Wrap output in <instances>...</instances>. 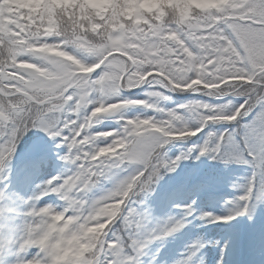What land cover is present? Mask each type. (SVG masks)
I'll return each mask as SVG.
<instances>
[{"label":"snow or ice","instance_id":"obj_1","mask_svg":"<svg viewBox=\"0 0 264 264\" xmlns=\"http://www.w3.org/2000/svg\"><path fill=\"white\" fill-rule=\"evenodd\" d=\"M240 25L245 28L242 30ZM5 37L16 42L17 46L9 50L8 59L0 61V178L6 173L21 138L31 129H40L49 137L58 138L67 145L68 152L61 159L72 165L67 174L52 176L39 185L34 199L41 200L47 195L56 194L65 201L75 198L81 203L83 199L92 203L89 197L94 189L93 182L104 176L111 178L114 169L127 163L135 162L139 165L132 175L118 181V195H111L107 191L100 196L101 204L122 203L120 214L105 228V234L97 245V264H140L139 257L151 242L164 239L184 227L185 219L170 218L159 231L147 230L143 222L144 214L133 206V198L151 191V181L156 178L157 169L173 172L181 159L188 158L185 153L170 158L165 150L171 140L185 138L178 134H165L180 131L182 111L198 110L202 114L195 126L199 131H195L194 136L215 122L207 119V116L217 111L216 108L203 106L200 101L176 109H165L155 104L149 107L145 99L122 96L124 90L147 85L151 89L147 97L167 100V92L173 84H188L196 78L197 71L214 72L225 57H230L226 62L247 68V72L228 75L247 77L251 74V83L245 86L257 90L250 94L251 101H255L254 105L250 101L234 120L221 121L236 122V128H227L222 132L209 131L204 143L193 146V149L198 151L199 156L237 161L254 169L244 193L239 196L234 214L213 217L216 221L226 222L248 213L251 202L257 198L258 188L260 194L264 195V97L258 96V90L264 88V59H261L264 56V0H248L244 19H210L204 26L178 30L175 38H169L163 32L141 34L130 40L137 47L120 52L107 49L103 55L96 57L93 64L82 59V56L93 54L91 49L84 47L77 59L89 69L87 72L78 71L75 65L61 68L44 64L34 57L27 58V64L34 67L25 66L23 61L27 54H21L17 49L20 47L18 42L28 39V33L21 31L15 24H9L7 32H0V41ZM125 52L133 59H129ZM161 58L166 66L162 64ZM134 61H152L148 64L152 74L147 81H140ZM162 66L163 75L160 74ZM185 73L188 79H183ZM208 79L212 81L211 76ZM109 81L114 85L111 89V102L127 105L121 111L126 112L130 106L143 105L165 116L161 119L157 116L120 117L115 114L122 126L119 129L100 131L103 135L96 140L99 146L94 149L93 141L97 133L94 131V121L97 117L92 115V109L100 107L101 97ZM212 82L219 84L220 80ZM249 116L252 119L240 127L239 122ZM109 137L111 139L107 143L100 144L102 139L107 140ZM105 144L111 145L114 154L97 155L100 147ZM36 152L38 155L42 152L39 144ZM142 186L147 190L146 193L140 191ZM185 207L186 215H192L191 205ZM204 215L212 216L211 213ZM108 219L105 216L101 222ZM118 222L123 223L126 234L115 231ZM138 230H143L142 238L135 234ZM195 255L196 251L192 250L177 264H190Z\"/></svg>","mask_w":264,"mask_h":264},{"label":"clouds","instance_id":"obj_2","mask_svg":"<svg viewBox=\"0 0 264 264\" xmlns=\"http://www.w3.org/2000/svg\"><path fill=\"white\" fill-rule=\"evenodd\" d=\"M247 3L248 0H0V32H7L8 25L15 24L21 31L28 33V39L18 42L20 47L17 49L21 54H27L23 61L25 66L34 67L27 64V58L34 57L44 64L61 68L75 65L78 71L87 72L89 69L77 59L84 47L91 49L93 54L87 56L88 58L82 56V59L93 64L96 57L103 55L107 49L120 52L137 47L130 40L140 37L141 34L163 32L169 38H175L178 30L204 26L210 19H244ZM239 27L242 30L245 28L243 25ZM16 46V42H11L8 37L0 41V61L8 59L7 53ZM124 54L133 59L129 53ZM228 60L230 57H225L214 72L197 71L195 79H191L186 85L173 84L170 91L177 92L178 88L184 89L182 91L191 89L207 97L222 100L221 103L203 102V106L217 109L207 119L215 122L234 120L241 115L244 105L250 103V94L257 90L245 86L251 83V74L247 77L228 75L247 72V68L234 62H226ZM161 62L166 66L163 58ZM134 63L137 65L136 74L140 81H147L152 74L148 68L152 61ZM160 74L163 75V66ZM209 76L212 81L220 80V83L209 81ZM183 79H188L187 73ZM113 86L112 81L107 82L100 107L92 109V115L97 117L95 124H100L109 115H126V112L121 111L127 107L126 104L111 102ZM258 96L264 97V88L258 90ZM236 98H242V102L237 103ZM162 100L161 97L148 96L144 102L151 107L153 104L160 105ZM251 103L254 105L255 101ZM193 113L199 122L202 114L198 110ZM180 123L181 129L178 133L165 134L191 137L195 135V131H199L195 126L190 127L184 117ZM102 135L100 132L95 133L94 149L99 146L96 140ZM100 144L103 143L100 141ZM110 152L114 154V149L105 144L100 147L97 155H108ZM162 175V170L157 169L156 178L151 184L158 183ZM100 182L101 178H98L93 182L92 188H96ZM92 188L89 189L90 192ZM119 188L117 183L108 190L109 194L118 195ZM140 191L146 193L147 190L142 186ZM100 198L89 197L92 203L81 198V203L75 198L65 201L61 197L63 204L54 205L41 204L39 199L28 197L24 201L26 211L20 214L13 233L0 236V262L97 264V245L105 234V228L120 214L122 203L101 204ZM2 214L3 210H0V215ZM105 216L109 219L101 222ZM9 256L12 258L8 259Z\"/></svg>","mask_w":264,"mask_h":264},{"label":"rangeland","instance_id":"obj_3","mask_svg":"<svg viewBox=\"0 0 264 264\" xmlns=\"http://www.w3.org/2000/svg\"><path fill=\"white\" fill-rule=\"evenodd\" d=\"M195 93L199 92H194L192 90L186 92V94ZM121 94L126 97L124 92ZM197 101L213 103L203 99H194L193 103ZM166 102L167 100H162L160 104L161 107L165 109H176L178 106L193 104L184 103L182 105L167 106ZM221 102L223 101L217 100L215 103ZM130 114H134L132 117L138 115L157 116L161 119L165 116L164 113H158L143 105L130 106L126 110V115L130 116ZM182 115L189 126L193 119L197 120L193 112L183 110ZM251 119L252 116H249L247 121L242 120L241 126ZM223 123L225 122H213L211 125L214 126L215 124ZM121 126L122 122L116 115H109L107 119L94 126V131L100 132L119 129ZM209 131L222 132L223 128L219 125L217 127H210L205 131L206 134H204L202 140L199 142L195 140L188 142L187 139L190 137L171 140L169 144L165 146L168 157L174 159L182 153H185L188 158L181 159L178 167L173 172L162 169V178L158 183L152 186V190L146 194H141L133 198V206L137 207L138 211L144 214L143 222L147 230L156 229L159 231L169 221L170 216H173L174 219H185V225L182 229L164 239L153 241L148 245L151 249L155 250V253L160 250L165 251V249H168L173 255L176 249L170 244L171 241H176L177 246H179L181 242L185 243L186 250L176 255V261L185 258L190 254V251L195 250L196 253H208L209 258H207V262H203V264L216 262L218 260V255L221 253V248H224V240L218 243L216 236L218 234V236H220V233H224V229H231V231L235 232V225H243L247 229L246 235H249V237L253 235L259 236V238L264 237V195L260 194L259 188L257 191V198L251 202L248 213L238 215L235 219L226 222L213 219V217L216 216L234 214L238 207L239 196L244 193L246 185L253 175L254 169L250 165L237 161L213 160L207 155L199 156L198 151L194 150L193 146L202 145L204 140L207 139V133ZM35 133H37L36 136L29 139L26 146L22 149H16L15 155L8 167L11 168L12 165L15 166L23 162V158H27L28 155L31 154V152H29L31 148L33 152L28 158L33 160L31 163H35L34 169L29 171L27 163L20 165V172L22 175L19 182L12 187L5 184L6 188H4V193L0 194V205L6 204L11 207L14 216L16 215L18 217L26 211L27 206L24 204V201L27 200L28 197L37 194L39 185L52 176L67 174L72 168L69 162L61 159V157L68 152L67 145H64L58 138L53 139L49 137L40 129H35ZM110 139V137L107 138V140L102 139L101 142L107 143ZM37 144H39L42 149L39 155L36 152ZM197 156H199V158H197ZM41 163L48 165L49 168L43 171L38 170L37 165ZM138 167L139 165L137 163L130 162L120 168L114 169V174H110L111 178H101L100 184L93 189L92 193H90V197L96 198L104 195L109 189L113 188L120 179L132 175ZM10 171L11 169L9 172ZM3 179L4 176L0 178V183ZM178 192L184 193L186 196H178ZM53 196H56V194ZM46 198L47 197H43L40 203H52L54 205L63 204V201L56 200L55 197L52 201ZM205 199L211 201L206 203ZM187 205H191L193 210L190 216L186 215L187 208L185 206ZM173 211H175L176 214H174ZM205 213H211L212 216H205ZM239 216L242 218H238ZM232 222H235L233 227ZM119 223L124 227L122 222ZM186 231L188 233H186ZM135 234L142 238L144 232L143 230H138ZM247 236L243 238L246 239V242ZM189 239H192V241ZM263 241L264 240L258 245H253L255 246L254 249H252V245L250 244V252L246 251L247 254L237 259L236 264L243 263V259L245 261L247 260L249 264H264ZM219 245L220 248H218ZM252 250L254 252L253 256ZM164 255L168 256L169 253H164ZM157 261V264L167 263L163 257ZM193 261L194 258L192 257L190 264H195ZM0 264H2V262H0Z\"/></svg>","mask_w":264,"mask_h":264},{"label":"bare ground","instance_id":"obj_4","mask_svg":"<svg viewBox=\"0 0 264 264\" xmlns=\"http://www.w3.org/2000/svg\"><path fill=\"white\" fill-rule=\"evenodd\" d=\"M33 146V145H32ZM31 154L28 155V157L30 155H32L33 150L30 151ZM23 158V162L19 163L18 165L15 166H11V168H8V170L6 171V173L4 174V179L2 180V182L0 183V194L4 193V188L5 184L9 185L10 187L16 185L20 178L22 173L20 172V165L27 163L28 164V168L29 171L33 170L35 167V163L30 160V158ZM35 159V158H34ZM38 170H46L48 169V165H44L43 163H41L40 165H37ZM11 169V171L9 172V170ZM190 194V193H189ZM55 194H50L47 195L45 197H47L46 199L48 200H53L54 197L56 198V200H60L59 197L53 196ZM178 196H186L184 193H177ZM206 200V199H205ZM211 200H206V203L210 202ZM0 209H3V214L0 215V236H4V235H11L14 231V227L15 224L19 222V217L18 216H14V212L12 210L11 207L7 206L6 204H1L0 205ZM172 213V212H171ZM174 214L175 211H173ZM172 213V214H173ZM171 219H174L173 216H170ZM169 218V219H170ZM238 218H242L241 216H239ZM235 224V222H232V227ZM236 226V231H231L224 229V233H220V236H216V239L218 240V243H220L221 241L223 242L224 240V248L222 247L221 249V253L218 255L217 257V261L210 263L208 262L207 264H236V260L241 258L242 255L247 254L246 251L250 252V248L249 246L252 245V249L255 248V246L253 245H258L259 243H262V240H264V237L259 238V236L253 235L252 237H249V235L247 236V229L243 226V225H235ZM186 233H188L186 231ZM247 236V242L246 239H243ZM257 239V241H256ZM190 240V239H189ZM192 241V239L190 240ZM256 241V242H255ZM264 242V241H263ZM175 249V254L172 255V253L169 252L168 249H165V251L160 250L159 252L155 253L154 249H151L150 246H148L147 248H145L143 250L142 255L139 257L140 259V264H157V260H160L161 257H163L165 259V262H167L166 264H177V254L180 252H185L186 250V244L181 242L179 246H177V242L176 241H171L170 243ZM251 244V245H250ZM223 245V243H222ZM188 247V244H187ZM218 248H220V245L218 246ZM184 250V251H183ZM32 252H35V249L32 250ZM169 253L168 256L164 255ZM254 255V252L252 250V256ZM176 256V257H175ZM157 257V258H156ZM166 257V258H165ZM12 257L9 256L8 259H11ZM194 258V263L195 264H200L203 262H207V258H209L208 253L203 254V253H196V255L193 257ZM205 258V259H204ZM243 263L241 264H249V262H247V260L245 261L243 259Z\"/></svg>","mask_w":264,"mask_h":264},{"label":"trees","instance_id":"obj_5","mask_svg":"<svg viewBox=\"0 0 264 264\" xmlns=\"http://www.w3.org/2000/svg\"><path fill=\"white\" fill-rule=\"evenodd\" d=\"M85 58H88L87 56H84ZM133 90V89H132ZM132 90H126L127 93L126 95L129 98H145L147 97V92H149L151 89L147 86L144 85L142 88H140L137 92H130ZM188 91V90H187ZM187 91H177V92H171L170 90L167 92V95L169 96V101L172 102L173 104H178V103H183L184 101H193L194 99H203V100H207V101H211L213 103L217 102L216 98H211V97H207L205 95H203L202 93H195V94H191L187 97H179V95H184ZM236 102H242V98H236ZM248 117L243 118L242 120L247 121ZM242 120L239 122V126H241V122ZM198 123L196 122H192V126H197ZM221 126L223 128V131L227 128H236L238 125L236 122H232V123H228L225 122L223 124H215L214 126H212L211 124H209L207 126V129H209L210 127H217V126ZM35 134V129H31L28 133H26L20 140L19 144L17 145V149L20 148L30 137H32ZM199 136H194L191 137V139H194L196 141L199 140ZM116 230L117 232H125L126 231L124 229V227H122V225L118 222L116 225Z\"/></svg>","mask_w":264,"mask_h":264}]
</instances>
